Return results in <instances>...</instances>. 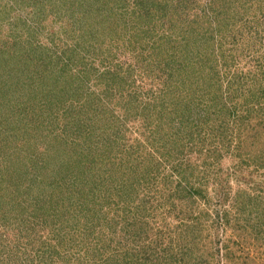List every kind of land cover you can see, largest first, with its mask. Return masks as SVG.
<instances>
[{
    "label": "rangeland",
    "instance_id": "obj_1",
    "mask_svg": "<svg viewBox=\"0 0 264 264\" xmlns=\"http://www.w3.org/2000/svg\"><path fill=\"white\" fill-rule=\"evenodd\" d=\"M0 264H264V0H0Z\"/></svg>",
    "mask_w": 264,
    "mask_h": 264
}]
</instances>
